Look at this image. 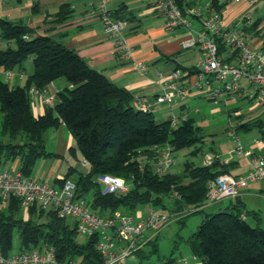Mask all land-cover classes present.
Wrapping results in <instances>:
<instances>
[{"label":"trees","instance_id":"trees-1","mask_svg":"<svg viewBox=\"0 0 264 264\" xmlns=\"http://www.w3.org/2000/svg\"><path fill=\"white\" fill-rule=\"evenodd\" d=\"M180 6L190 5L178 0ZM218 11L225 2L212 0ZM72 9L62 4L56 22L71 16ZM118 19L127 17L114 11ZM242 31L249 36L259 34L261 19L249 21L244 17ZM0 68L13 70L33 57L34 72L25 85H11L0 79V168L3 164L19 159V169L24 175L31 173L38 159L58 156L46 148L45 135L50 129L64 123L76 140L70 148L75 155L79 150L89 161L87 173H80L75 181L77 198L87 199L96 213L112 217L116 211L134 214L141 205H161L162 209L189 214L202 212L198 230L187 240L194 256L203 264H264V227L249 220L256 211L235 200L215 212H206L208 182L223 173L228 165L216 158L211 164H198L187 160L180 171L160 174L154 169L160 150L170 145L174 152L194 146V153L203 149L202 127L192 117L177 125L172 120H159L151 109L134 104V95L126 87L116 84L103 72L95 69L78 52L49 34H37L25 21L0 17ZM219 53L230 60V50L219 38ZM185 48V47H184ZM175 56V55H174ZM176 68L198 71L197 66ZM175 68V69H176ZM64 77L69 85L58 94L53 105L36 115L33 111L30 89H46L54 80ZM264 129V121L252 119L241 123L237 132ZM218 153V150L211 146ZM76 171L70 166L55 183L63 184ZM110 173L123 177L128 190L104 194L98 177ZM173 199V204L166 202ZM21 202L11 198L6 205L0 200V250L5 254L13 248L14 230L20 238V250L51 248L60 263L78 260L81 263L100 262L103 257L96 245L99 232L78 240L76 223L62 218L54 209L33 205L23 216ZM156 246L154 239L147 245ZM144 253V255H142ZM136 254L142 259L149 255L141 247ZM141 259L136 263L140 264ZM175 263L174 258L168 259Z\"/></svg>","mask_w":264,"mask_h":264},{"label":"built area","instance_id":"built-area-1","mask_svg":"<svg viewBox=\"0 0 264 264\" xmlns=\"http://www.w3.org/2000/svg\"><path fill=\"white\" fill-rule=\"evenodd\" d=\"M142 1L165 17L164 28L167 33L174 36L186 33L182 41L183 47H199L203 54V60L197 65L198 71L195 73L190 74L180 68L169 73L163 70L159 72L164 90L156 96V103H170L176 98L185 99L190 93L202 92L213 100L237 103L239 100L249 99L264 104V49L252 44L250 36L242 30L227 27L223 11H218L212 3H207L202 10L195 2L182 8L178 0ZM247 1L251 8L244 17L253 21V11L261 0ZM92 6L90 14L99 16L104 32L115 38L120 55L130 57L127 21L114 16L109 0H94ZM194 20H198L199 26H194ZM219 38L230 50V60L224 59L219 53ZM136 65L141 71L147 70L144 61L136 62ZM11 74L12 71L7 70V76ZM243 78L248 80V86L242 82ZM46 92L47 89H30L32 99L53 105L54 96L47 95ZM150 106L145 102L138 104L139 108L145 110L150 109ZM185 119L186 116L179 117L176 114L171 117L173 125ZM229 135L236 142V154L252 158L254 167L246 175L223 173L211 179L208 182V204L225 198H236L241 189L264 178V129L258 137L252 139L254 144L261 147L258 154L243 144L235 125L230 129ZM218 157V153L209 152L204 155L203 162L211 164ZM174 163V151L167 144L161 148L154 162V169L164 174ZM83 164L89 165V161L84 160ZM98 181L104 184V194L128 190L125 179L114 174H100ZM75 188V182L70 179L63 184L51 183L24 175L19 168H0V200L3 205L11 198H17L27 211L33 205L47 210L54 209L60 217L74 221L79 232L86 235L99 232L101 238L96 247L103 260L98 263H81L78 260L60 263L54 250L45 247L9 254L0 250V264H126L151 239H144V232L148 228L157 229L180 213L159 209L150 204L148 215L142 218H135L121 211H116L112 217H105L91 210L86 199L77 198ZM189 261L182 259L180 264H189Z\"/></svg>","mask_w":264,"mask_h":264},{"label":"crops","instance_id":"crops-1","mask_svg":"<svg viewBox=\"0 0 264 264\" xmlns=\"http://www.w3.org/2000/svg\"><path fill=\"white\" fill-rule=\"evenodd\" d=\"M187 2H195L204 10L207 3H212V0H187ZM220 2H225L223 13L226 26L242 30L245 25L244 15L251 8L249 2L247 0H220ZM64 3L70 5L71 16L61 23L56 22V15ZM93 3L94 0H0V17L13 21L23 20L35 29V33L49 34L76 50L89 65L103 72L116 84L128 88L135 97L134 104L136 106L140 102L150 104V109L159 120L170 119L173 114H176L179 117L194 118L195 122L202 128L210 125L209 121L200 114H198L197 120V113L193 114L190 109L187 110L189 107L188 100L192 98L191 95L194 93L185 99L176 98L170 103H156V96L164 90V83L159 77L161 70L169 73L177 65L197 66L203 60V54L199 47H183L182 41L186 33L179 36L167 33L164 28L165 17L153 11L142 0H109V7L126 16L128 20L126 35L129 40L131 56L124 57L118 51L115 38L104 32L99 16L90 14ZM254 11L258 12L254 19H261L259 26L261 32L259 34L251 33L249 35L250 41L255 46L264 49V0L257 3ZM194 26H199L198 20H194ZM30 58L32 59L24 61L20 67L11 70L12 74L9 77L7 70L1 67L0 79L14 86L25 85L29 76L34 72L33 57ZM140 61L146 63V71H141L136 65V62ZM248 84L244 83L246 86ZM68 85V81L64 77H60L48 85L46 94L53 95L56 102L59 99V92ZM242 101L246 102L247 106L226 101V105H229L227 114L230 129L234 125L237 128L241 123L252 119L264 121L263 103L249 99ZM32 106L36 115L43 114L47 108V104L39 99H33ZM251 131H255V133L241 131L239 134H244L241 141L246 147H251L258 154L261 152V147L254 144L252 139L258 137L261 130L256 128ZM49 139L54 143L52 144L54 150H50V152H54L58 156L46 157L53 159L48 161L45 158L37 171L38 176L31 177L49 182L53 180L51 183H55V179L64 177L69 167L72 166L70 165L65 172L71 153L70 148L75 146L76 140L64 123L59 128L50 129L46 132V148ZM232 141L234 142V140ZM217 150L221 162L228 165L229 173L246 175L254 167L252 158L236 154L235 142L233 144L225 140L221 141ZM2 166L18 168L19 159L9 161ZM236 201L246 208L256 211L257 215L249 218V220L251 219L252 223H256L257 217H259V223L264 227V178L241 189ZM231 202L223 199L207 204L204 209L206 212H215ZM22 209L27 214L28 211ZM137 215L141 216L142 212L139 210ZM137 261L138 258L134 256L128 260L127 264H136Z\"/></svg>","mask_w":264,"mask_h":264},{"label":"rangeland","instance_id":"rangeland-1","mask_svg":"<svg viewBox=\"0 0 264 264\" xmlns=\"http://www.w3.org/2000/svg\"><path fill=\"white\" fill-rule=\"evenodd\" d=\"M248 12V11H247ZM246 12V13H247ZM245 13V14H246ZM258 15V12L253 11V16L256 17ZM6 43L5 41H2L0 43V47H5ZM32 58H27L25 61H29ZM243 83H248V80L243 78ZM194 94L190 93L187 95L192 96L190 100H188L189 107L187 108L191 110L193 114L197 113L198 120V114H200L202 117L207 119L209 121L208 126H205L202 128V133L204 134V142H203V149L200 153H194L193 149L194 146L185 147L183 149H180L176 152H174L175 156V163L169 168V171H180L183 169L184 163L187 160H194L198 164L204 163V155L209 152H214L211 149V146H213L215 149L219 148V144L221 141H227L232 142L234 144L235 140L232 136L229 135V116L227 114V108L229 105H226L225 100H213L202 92H193ZM196 95V96H193ZM243 105L244 107L247 106L246 102H243L242 100H239L237 102V105ZM228 127V128H227ZM255 133V131H248L247 133ZM238 133V132H237ZM239 134V133H238ZM241 140H243L242 135L239 134ZM234 140V142L232 141ZM53 141L49 139L47 141V150H54L53 149ZM236 144V142H235ZM76 145V144H75ZM69 162H65L66 164V170L70 165L74 166L76 168V171H74L70 178L75 182L80 173H87L89 170V166L83 164L84 158L82 157V154L79 150H76V154L70 153L69 155ZM46 157H42L37 161L31 176H38L37 171L40 169V165L42 161ZM48 161H51L53 158H46ZM11 163V162H10ZM11 165V164H10ZM1 168H4V166H1ZM46 170V167L44 168ZM44 169H41L42 171ZM53 180H51L52 182ZM236 198H225L227 202H230L231 200H235ZM87 200V199H86ZM166 202L168 204H173V199L167 198ZM162 206L159 205L157 208H161ZM92 210V208L90 207ZM150 209V204H143L139 207V209L134 213L131 214L133 217L142 218L148 215ZM142 212L141 216H138V211ZM167 211H171L166 209ZM23 216H25V212L21 213ZM203 213L202 212H192L186 215L183 211H180V213L166 224L161 225L159 228H148L144 232V238H152L156 242V246H152L151 244H146L144 246L145 252L149 255L148 257H143L142 259L139 257V255L135 254V256L138 258V261L141 259L140 264H172L168 262V259L174 258L175 263H181L182 259H188L190 260L189 264H196L197 262L199 264H203L200 257H194L191 247L187 240L198 230V227L202 221ZM251 221V220H250ZM254 224V223H253ZM78 240L83 242L86 240V234L79 232L78 234ZM20 251V238L19 233L17 229L14 230V240H13V248L11 252H18ZM144 255V253H142ZM137 261V262H138ZM127 264V263H126Z\"/></svg>","mask_w":264,"mask_h":264},{"label":"water","instance_id":"water-1","mask_svg":"<svg viewBox=\"0 0 264 264\" xmlns=\"http://www.w3.org/2000/svg\"><path fill=\"white\" fill-rule=\"evenodd\" d=\"M100 187H101V189H103V188H104V184H103V183H101V184H100Z\"/></svg>","mask_w":264,"mask_h":264}]
</instances>
